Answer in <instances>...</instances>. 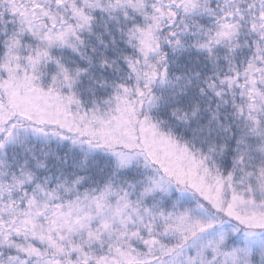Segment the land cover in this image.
<instances>
[{"label":"snow or ice","instance_id":"1","mask_svg":"<svg viewBox=\"0 0 264 264\" xmlns=\"http://www.w3.org/2000/svg\"><path fill=\"white\" fill-rule=\"evenodd\" d=\"M0 264H264V0H0Z\"/></svg>","mask_w":264,"mask_h":264}]
</instances>
